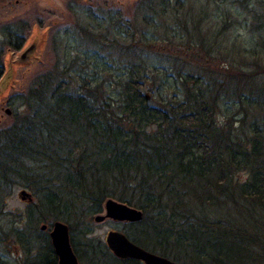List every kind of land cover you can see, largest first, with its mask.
I'll list each match as a JSON object with an SVG mask.
<instances>
[{
    "label": "trees",
    "instance_id": "obj_1",
    "mask_svg": "<svg viewBox=\"0 0 264 264\" xmlns=\"http://www.w3.org/2000/svg\"><path fill=\"white\" fill-rule=\"evenodd\" d=\"M166 1L158 0L161 10ZM246 1L237 0L244 9ZM87 17L77 24L85 34L95 24ZM198 29L184 21L185 36L176 38L202 48L197 72H182L184 56L176 54L149 95V78L131 72L115 80L113 107L102 96L108 67L86 75L76 56L65 55L10 96L11 120L0 127V215L3 190L20 185L35 198L23 226L9 229L26 250L21 264H57L49 226H35L55 221L68 226L79 264H143L113 256L90 236L88 220L108 200L142 212L122 229L134 244L179 264H264V85L218 70L216 39ZM23 39L14 31L9 44L17 50ZM229 94L231 108L222 104Z\"/></svg>",
    "mask_w": 264,
    "mask_h": 264
},
{
    "label": "rangeland",
    "instance_id": "obj_2",
    "mask_svg": "<svg viewBox=\"0 0 264 264\" xmlns=\"http://www.w3.org/2000/svg\"><path fill=\"white\" fill-rule=\"evenodd\" d=\"M71 1L0 0V68L3 74L0 82L4 78L0 83V127L11 120L13 108L7 104L10 96L27 88L37 74L50 68L56 61L62 64L65 55L76 56L86 75L95 71L101 74L105 72L104 67H108L102 78H105L102 96H111L113 107L120 102V85L115 82L119 81L118 77L126 78L131 72L145 73L149 78L145 92L149 95L154 87H159V70L169 68L168 60L176 54L184 56L178 64L182 72H197L199 64L195 59L202 48L193 47L192 43L183 46L176 39L179 35L185 36L184 21L188 26L195 23L201 35L215 37L218 46L214 49L220 53L218 57L214 55L212 62L218 70L242 71L258 86L264 85V0H247V9L237 0H168L163 10L158 0ZM153 4L152 8L149 7ZM201 7L204 11H198ZM261 14L263 21L255 27L254 18ZM87 16L95 21L91 26L94 36L93 33H83L77 27V24L85 23L83 18ZM89 29L87 27L86 31ZM14 31L24 34L25 38L17 50L9 44L10 34ZM152 35H155V40L150 45H144ZM195 35L193 40L196 39ZM31 45L32 49L21 59V54ZM71 71L79 72L75 69ZM230 85H234V82ZM246 91L248 87L242 93L247 94ZM234 101L235 96L229 94L222 104L231 108ZM7 108L11 110L10 114H6ZM224 116L219 113V121H223ZM235 124L236 128L240 125L239 122ZM238 177L244 180L247 175L243 172ZM21 190H25L31 200L28 197L21 200L18 197ZM32 196L28 188L20 185L3 190L0 260L6 264H21L26 256L18 234L9 232V229L23 226L26 208L35 200ZM105 213L103 204L102 211L88 220L92 228L90 236L103 241L108 231L122 232L130 223L113 218H106L102 222L95 220V216ZM43 224L49 226L50 230L52 222H39L35 226L42 230L40 227Z\"/></svg>",
    "mask_w": 264,
    "mask_h": 264
},
{
    "label": "water",
    "instance_id": "obj_3",
    "mask_svg": "<svg viewBox=\"0 0 264 264\" xmlns=\"http://www.w3.org/2000/svg\"><path fill=\"white\" fill-rule=\"evenodd\" d=\"M32 47V45L28 47L23 54H21L20 58L24 59L26 53L31 50ZM3 80L4 78L0 83H2ZM5 112L6 114H10L11 110L7 108ZM18 197H20L21 200H25L26 197L31 200V197H29V194L25 190H21ZM104 204L106 213L104 215L95 216L97 222H102L106 218H113L134 223L142 218V212L137 208L113 200H108ZM40 228L45 230L47 229V225L43 224ZM105 235V244L113 256L117 258H132L141 261L143 264H178L167 257L151 252L138 244H134V242L121 231L110 230ZM49 236L53 246L52 248H54L58 257L57 264H79L77 256L71 246L70 237H68L69 228L65 223L61 221L53 222L50 226Z\"/></svg>",
    "mask_w": 264,
    "mask_h": 264
}]
</instances>
